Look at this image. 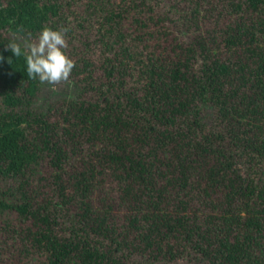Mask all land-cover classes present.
Returning a JSON list of instances; mask_svg holds the SVG:
<instances>
[{
    "label": "trees",
    "instance_id": "1",
    "mask_svg": "<svg viewBox=\"0 0 264 264\" xmlns=\"http://www.w3.org/2000/svg\"><path fill=\"white\" fill-rule=\"evenodd\" d=\"M0 55V264H264V0H0Z\"/></svg>",
    "mask_w": 264,
    "mask_h": 264
},
{
    "label": "clouds",
    "instance_id": "2",
    "mask_svg": "<svg viewBox=\"0 0 264 264\" xmlns=\"http://www.w3.org/2000/svg\"><path fill=\"white\" fill-rule=\"evenodd\" d=\"M67 27L53 30L52 27H45L38 37L23 45L18 42L7 44L15 58L22 54L25 56L27 74L30 79H39L41 84L47 83L57 85L61 82H68L75 67V61L67 55L68 43L66 34ZM4 57L0 55V61ZM12 59L9 58V63Z\"/></svg>",
    "mask_w": 264,
    "mask_h": 264
}]
</instances>
